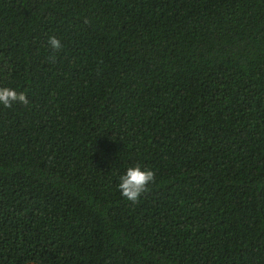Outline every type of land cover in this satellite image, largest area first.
<instances>
[{
	"label": "trees",
	"instance_id": "obj_1",
	"mask_svg": "<svg viewBox=\"0 0 264 264\" xmlns=\"http://www.w3.org/2000/svg\"><path fill=\"white\" fill-rule=\"evenodd\" d=\"M0 87V264H264V0H0Z\"/></svg>",
	"mask_w": 264,
	"mask_h": 264
},
{
	"label": "clouds",
	"instance_id": "obj_2",
	"mask_svg": "<svg viewBox=\"0 0 264 264\" xmlns=\"http://www.w3.org/2000/svg\"><path fill=\"white\" fill-rule=\"evenodd\" d=\"M47 43L54 52L62 48L60 39L55 36H50ZM27 103L28 98L25 92L17 91L10 87H0V106L12 107L15 104ZM154 180L155 173L151 168L135 164L124 169L123 173L119 176V182L116 187L123 199L136 203L148 191V186Z\"/></svg>",
	"mask_w": 264,
	"mask_h": 264
}]
</instances>
